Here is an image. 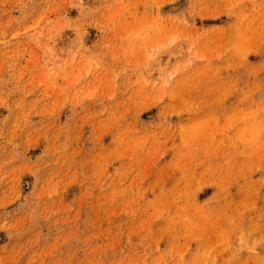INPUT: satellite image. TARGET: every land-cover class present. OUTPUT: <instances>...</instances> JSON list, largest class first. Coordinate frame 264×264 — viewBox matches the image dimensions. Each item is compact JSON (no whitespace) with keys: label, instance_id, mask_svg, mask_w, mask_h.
<instances>
[{"label":"rangeland","instance_id":"obj_1","mask_svg":"<svg viewBox=\"0 0 264 264\" xmlns=\"http://www.w3.org/2000/svg\"><path fill=\"white\" fill-rule=\"evenodd\" d=\"M0 264H264V0H0Z\"/></svg>","mask_w":264,"mask_h":264}]
</instances>
